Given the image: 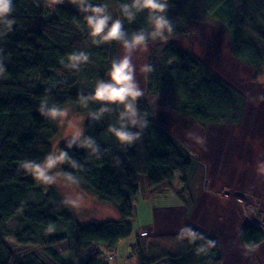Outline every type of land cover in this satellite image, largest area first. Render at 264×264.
Segmentation results:
<instances>
[{"label":"trees","instance_id":"obj_1","mask_svg":"<svg viewBox=\"0 0 264 264\" xmlns=\"http://www.w3.org/2000/svg\"><path fill=\"white\" fill-rule=\"evenodd\" d=\"M92 1V5L76 8L58 0L53 13L47 6L49 0H13L14 10L7 18L12 20L11 28L0 23V67L4 70L0 73V264H42L32 255L16 256L8 246L9 238L25 247H44L57 264H75L52 249L70 240L89 256L82 264H107L103 252L112 251L120 241L134 235V203L141 194L142 175L149 193L170 183L176 171L183 176L185 190L189 188L195 167L191 156L155 120L153 104L147 97L135 102L140 131L126 118L121 120L123 105L92 99L99 82H110L108 72L113 61L117 62V47L122 42L90 35L85 17L91 13L84 8L106 6V15L121 19L127 40L137 33L145 35V43L165 39L150 35L154 29L147 11L133 9L134 18L125 17L121 6L131 5L132 0ZM167 2L166 17L173 26L171 33H164L167 39L186 35L191 22L211 24L230 36L232 57L253 69L258 79L264 75V0H199V8L196 0ZM162 47L160 57L148 60L151 71H147L145 87L148 97H157L158 107L172 109L203 128L241 123L247 99L237 89L192 52L171 41ZM73 54L87 55L88 60L74 67L68 59ZM85 77L82 88L80 81ZM69 103L87 106L90 115L80 142L59 145L58 150L69 157L60 171L67 181L80 182L83 190L100 202L113 204L120 218L75 223L64 232V226L74 220L68 205L52 188L43 194L40 183L19 163H39L54 153L59 129L46 114L53 106L63 108ZM104 108L108 111L102 112ZM122 124L138 136L131 145L120 144L109 131ZM89 140L95 142L92 148L86 146ZM11 221L15 228L8 227ZM186 229L194 230L200 238L192 243ZM238 238L253 257L256 247L264 242V231L253 223L243 225ZM208 240L215 241V247L209 249ZM174 241L179 245L177 254L155 257L147 249L141 250L138 263L154 264L161 258L170 264L223 262L219 241L190 224Z\"/></svg>","mask_w":264,"mask_h":264},{"label":"rangeland","instance_id":"obj_2","mask_svg":"<svg viewBox=\"0 0 264 264\" xmlns=\"http://www.w3.org/2000/svg\"><path fill=\"white\" fill-rule=\"evenodd\" d=\"M63 1L76 8L93 3L92 0H85L83 4L80 0ZM196 2L199 8V0ZM57 3L58 0H49L48 9L54 13ZM187 27L186 35L172 36L164 42L159 39L149 41L130 51L123 44L117 47V62L129 55L133 83L143 93L141 97H147L153 104L155 120L187 150L195 167L190 174L188 190L183 187V176L178 171L170 183H165L153 193L147 189L146 178L140 177L141 194L137 198L139 202L135 199L134 203V235L120 241L112 251L103 252V261L107 264H137L138 252L146 249L155 257L177 254L179 245L174 239L185 232L186 224L219 241L223 249L222 264H264V242L256 247L251 257L238 238L243 225L253 223L264 231V75L258 79L253 69L232 57L230 36L223 29L201 22H191ZM168 41L195 54L215 75L225 79L247 99L240 124H215L203 128L172 109L158 107L156 96H147L145 69L148 60L160 57L162 46ZM86 79L80 81L82 88ZM60 109L67 115L55 119L59 132L55 137L54 153H58L60 144L71 142L76 132L83 133V125L90 115L87 106L78 104L69 103ZM139 127L136 116L134 128L140 131ZM60 166L50 173L56 182L40 184L39 187L45 195L52 188L67 205L76 202L74 208L68 206L74 220L69 226H64V232L75 223H102L119 215L113 204L100 202L93 194L85 192L80 182L67 181ZM15 226L13 221L8 223L10 228ZM136 241L140 244L139 250L136 249ZM7 242L16 256L29 258L32 255L42 264H57L44 247H25L14 238L7 239ZM52 249L75 264L89 259L83 247L73 245L70 240L53 245ZM154 264L170 262L161 258Z\"/></svg>","mask_w":264,"mask_h":264},{"label":"clouds","instance_id":"obj_3","mask_svg":"<svg viewBox=\"0 0 264 264\" xmlns=\"http://www.w3.org/2000/svg\"><path fill=\"white\" fill-rule=\"evenodd\" d=\"M80 3H85V0H80ZM133 9L137 11H147L150 21L153 25V32L150 34L153 38L160 37L167 39L164 35L165 32H172V24L166 17L168 10L167 0H132L131 5H122L121 11L125 17L129 20L134 18ZM14 10L13 0H0V23H3L7 28H11L12 20L7 19ZM84 11L91 14L85 17L86 23L90 29V35L93 37H99L105 41H121L123 47L130 51L135 47L141 46L145 43L146 37L143 33L134 34L131 40L124 38L122 32L123 23L121 19L112 20L110 15H106L107 7H85ZM111 22L109 26V22ZM72 65L78 66L80 63H86L88 60L87 55L73 54L68 58ZM146 71H151L150 67H146ZM3 68L0 67V73H3ZM109 81L105 83L99 82L95 88L93 100L102 103L121 104L124 106V112L121 113V120L128 119L133 125L136 124V116L138 109L135 102L143 95L138 89V86L133 83V67L130 62L129 55H125L119 62L113 61L111 68L108 72ZM102 112L108 111L104 108ZM43 113V108H41ZM49 119H58L65 117L67 113L60 108L53 106L48 110L47 114ZM109 131L116 141L120 144L131 145L138 136L125 130V125H121L119 128L110 127ZM81 132H76L73 135V140L70 142L76 143ZM94 141H87L86 146L92 148ZM95 151V149H93ZM69 161L67 153L60 150L58 153H49L41 162L34 163L27 160H23L19 163V167L31 175L33 180L39 182L42 185L55 183V176L51 175V171L58 165H63ZM75 163L74 161L72 162ZM69 207H75L76 202L72 201ZM190 231V241L195 243L200 237L194 230L186 229ZM207 246L209 249L215 247V241L208 240ZM199 251H205L204 248H200Z\"/></svg>","mask_w":264,"mask_h":264},{"label":"crops","instance_id":"obj_4","mask_svg":"<svg viewBox=\"0 0 264 264\" xmlns=\"http://www.w3.org/2000/svg\"><path fill=\"white\" fill-rule=\"evenodd\" d=\"M145 194V193H144ZM136 201L137 202H139L138 200H137V198H136ZM138 204V203H137ZM120 218V215H118L117 217H115V215H114V218L113 219H119ZM138 264V263H137Z\"/></svg>","mask_w":264,"mask_h":264}]
</instances>
